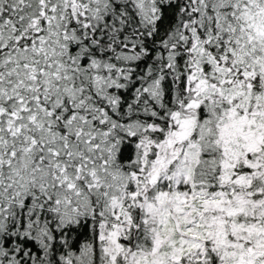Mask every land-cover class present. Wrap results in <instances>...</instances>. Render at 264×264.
<instances>
[{
	"label": "snow or ice",
	"instance_id": "6c2138e0",
	"mask_svg": "<svg viewBox=\"0 0 264 264\" xmlns=\"http://www.w3.org/2000/svg\"><path fill=\"white\" fill-rule=\"evenodd\" d=\"M0 264H264V0H0Z\"/></svg>",
	"mask_w": 264,
	"mask_h": 264
}]
</instances>
